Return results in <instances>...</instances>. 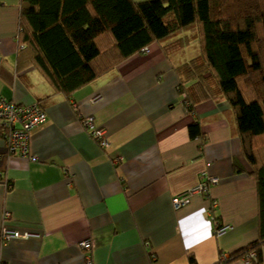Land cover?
I'll use <instances>...</instances> for the list:
<instances>
[{
  "label": "crops",
  "instance_id": "obj_1",
  "mask_svg": "<svg viewBox=\"0 0 264 264\" xmlns=\"http://www.w3.org/2000/svg\"><path fill=\"white\" fill-rule=\"evenodd\" d=\"M19 1L0 0V96L41 100L46 120L31 131L34 160L0 131V264H84L85 239L93 264H245L230 255L258 237L256 184L227 104L187 113L157 45L69 98L53 94L40 72L16 70ZM86 116L106 130L104 146L82 128ZM195 119L205 139L190 137ZM203 173L218 178L208 195L174 208ZM208 212L229 228L214 233ZM3 227L34 235L2 241Z\"/></svg>",
  "mask_w": 264,
  "mask_h": 264
},
{
  "label": "trees",
  "instance_id": "obj_2",
  "mask_svg": "<svg viewBox=\"0 0 264 264\" xmlns=\"http://www.w3.org/2000/svg\"><path fill=\"white\" fill-rule=\"evenodd\" d=\"M16 39V70L40 72L66 98L157 45L187 113L204 101L226 103L255 180L258 217V237L230 257L253 253L262 262L264 0H20ZM41 102L33 103L44 109ZM188 133L205 139L196 119ZM213 219L216 233L222 223Z\"/></svg>",
  "mask_w": 264,
  "mask_h": 264
},
{
  "label": "built area",
  "instance_id": "obj_3",
  "mask_svg": "<svg viewBox=\"0 0 264 264\" xmlns=\"http://www.w3.org/2000/svg\"><path fill=\"white\" fill-rule=\"evenodd\" d=\"M145 51H148L146 49ZM46 120V112L37 103L20 104L13 102L0 96V131L4 139L6 140L10 151L16 153L22 158H29L34 160V157L30 155V135L31 131L39 124ZM82 128L85 129L90 136L97 141V143L104 146L106 144V130L103 127H98L94 124L92 116H86L81 118ZM201 181L197 186L193 188L189 193L183 194L180 197L172 199L174 208H178L186 205L189 202L190 195L193 193L208 195L209 186L218 182L217 176H207L205 173L201 175ZM211 208L217 206V202L212 200L210 202ZM209 220L216 223L210 212ZM9 212H4V217L7 218ZM229 228V225L222 224L216 230L217 234H221ZM29 232L19 233L18 231L11 230L3 227L1 231L2 241H6L10 238H26L31 236ZM79 248L82 250L84 264H93L92 262V242L88 239L78 242ZM253 253H248L243 256L245 264H261L253 261ZM255 262V263H253Z\"/></svg>",
  "mask_w": 264,
  "mask_h": 264
}]
</instances>
